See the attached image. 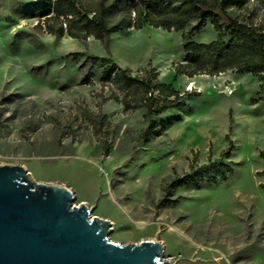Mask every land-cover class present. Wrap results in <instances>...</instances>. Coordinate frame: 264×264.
Returning <instances> with one entry per match:
<instances>
[{
	"label": "rangeland",
	"instance_id": "rangeland-1",
	"mask_svg": "<svg viewBox=\"0 0 264 264\" xmlns=\"http://www.w3.org/2000/svg\"><path fill=\"white\" fill-rule=\"evenodd\" d=\"M32 1L0 0V166H21L37 183L71 189L75 206L112 223L111 241H159L171 264H264V107L251 102L259 78L228 71L196 76L188 87L193 78L175 77L183 32L146 26L117 33L108 53L94 38L40 30L23 10ZM231 12L264 28V0H245ZM216 39L210 24L194 38ZM76 53L111 56L138 77L157 69L162 82L190 98L150 125L145 110L124 112L116 100L123 94L102 69L84 84L90 65L69 56ZM227 135L235 145L225 160L233 169L228 180L214 172L198 190L170 188L192 166L219 160Z\"/></svg>",
	"mask_w": 264,
	"mask_h": 264
},
{
	"label": "trees",
	"instance_id": "trees-1",
	"mask_svg": "<svg viewBox=\"0 0 264 264\" xmlns=\"http://www.w3.org/2000/svg\"><path fill=\"white\" fill-rule=\"evenodd\" d=\"M245 0H36L23 5L27 17L38 19L37 27L51 36L68 37L81 42L90 38L99 41L110 52L111 37L130 30H142L146 26L167 31L183 32L185 57L176 64V78L207 75L217 77L228 71L238 75L252 74L261 82L251 102L264 107V28L234 18L232 10L241 9ZM211 25L217 39L209 44L198 43L196 36ZM69 56L85 57L90 65L87 84L102 69L103 80L112 81L123 94L116 99L124 106V112L145 110L149 124L156 126L155 118L173 110L182 109L190 94H181L172 84L155 81L158 71L149 69L144 77L133 75V71L120 67L111 56L99 57L88 53ZM150 67V66H149ZM159 74V73H158ZM111 95L108 101L114 100ZM104 121V117L102 119ZM176 122H181L180 116ZM103 124V122H101ZM234 119L230 113V131ZM163 128L171 122L161 123ZM158 133V131H156ZM228 148L217 161L201 167L192 166L189 173L176 177L171 189L183 186L201 188L200 181L218 172L224 181L233 174L225 163L235 149L230 135L226 136ZM261 157L264 159V153ZM213 179L212 183H216Z\"/></svg>",
	"mask_w": 264,
	"mask_h": 264
},
{
	"label": "water",
	"instance_id": "water-1",
	"mask_svg": "<svg viewBox=\"0 0 264 264\" xmlns=\"http://www.w3.org/2000/svg\"><path fill=\"white\" fill-rule=\"evenodd\" d=\"M75 201L67 187L0 166V264H171L159 241H111L112 223Z\"/></svg>",
	"mask_w": 264,
	"mask_h": 264
},
{
	"label": "bare ground",
	"instance_id": "bare-ground-1",
	"mask_svg": "<svg viewBox=\"0 0 264 264\" xmlns=\"http://www.w3.org/2000/svg\"><path fill=\"white\" fill-rule=\"evenodd\" d=\"M193 81H194V79H191V80H190V83H189V86H188V87H190V86H191V87H194L195 84H194Z\"/></svg>",
	"mask_w": 264,
	"mask_h": 264
},
{
	"label": "crops",
	"instance_id": "crops-1",
	"mask_svg": "<svg viewBox=\"0 0 264 264\" xmlns=\"http://www.w3.org/2000/svg\"><path fill=\"white\" fill-rule=\"evenodd\" d=\"M134 31V30H133ZM91 39V38H90ZM157 70V69H156ZM158 72H159V74H160V82H162L161 81V78H162V71H159V70H157ZM175 76H176V72H175ZM181 77V76H180ZM164 83V82H163Z\"/></svg>",
	"mask_w": 264,
	"mask_h": 264
},
{
	"label": "built area",
	"instance_id": "built-area-1",
	"mask_svg": "<svg viewBox=\"0 0 264 264\" xmlns=\"http://www.w3.org/2000/svg\"><path fill=\"white\" fill-rule=\"evenodd\" d=\"M228 92H232V90H229Z\"/></svg>",
	"mask_w": 264,
	"mask_h": 264
}]
</instances>
